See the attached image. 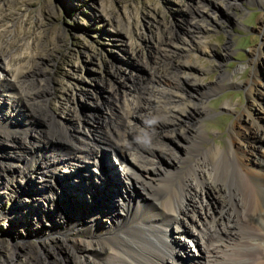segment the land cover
<instances>
[{
	"label": "rangeland",
	"instance_id": "rangeland-1",
	"mask_svg": "<svg viewBox=\"0 0 264 264\" xmlns=\"http://www.w3.org/2000/svg\"><path fill=\"white\" fill-rule=\"evenodd\" d=\"M0 13L6 16L0 21V82L10 80L9 71L19 64L17 56L20 63L26 64L32 54L38 70L52 87L46 96L48 112L58 123L71 128V132L79 130L85 138L104 135L126 103L135 108V99L144 108L136 109L131 122L135 130H144L143 120L154 113L151 107L157 103L156 91L166 87L169 90L176 69L183 79L194 84L188 88L192 98L182 99L180 104L189 106L195 102L200 109H206V113L188 115L185 122L188 126L197 121L202 124L210 138L207 145L225 148L228 130L232 124L238 129L243 127L247 112L264 123V0H0ZM183 61L188 64L181 67ZM249 80L253 84H247ZM211 87L216 90L202 98V93ZM8 100L0 96V124L24 126L23 118L28 112L22 110L23 116H15ZM226 103L231 108H225ZM35 126L36 131L19 132L0 144V260L5 258L2 248L9 242L31 240L36 244L51 231L54 236L49 239L50 245L57 247L64 227L62 222L45 217L43 204L49 196L65 198L69 194L77 199L83 197L80 189L86 193L84 186L80 188V183L69 180L62 187L64 179L82 177L81 182L105 195L104 187L89 184L93 171L109 179L113 169L134 165L132 155L117 163L105 159L107 167L102 165L101 159L112 154L102 146L95 155L101 161L98 168L83 153L74 152L72 160L49 157L43 163L41 159L37 162L36 172L24 169L42 144L32 147L36 135L45 129L38 122ZM191 130L188 128L187 133ZM184 140L181 139L186 143ZM172 147L180 162H171L169 155L158 161L164 168L176 171L187 165L182 160L186 151L184 144L174 143ZM46 148L45 152L54 153L57 147L53 144ZM49 167L58 172L60 182L51 192L37 193L35 186L49 180ZM111 188L119 192L118 186ZM205 191L203 196L209 206L217 207L226 198L223 190ZM203 211L196 206L195 216ZM59 216L64 219L61 213ZM16 221L38 226L28 236L11 234L7 228ZM188 226L195 235L196 227L191 223ZM183 238V247L193 256L189 264H197L196 242ZM176 252L183 256L179 247Z\"/></svg>",
	"mask_w": 264,
	"mask_h": 264
},
{
	"label": "bare ground",
	"instance_id": "bare-ground-1",
	"mask_svg": "<svg viewBox=\"0 0 264 264\" xmlns=\"http://www.w3.org/2000/svg\"><path fill=\"white\" fill-rule=\"evenodd\" d=\"M5 17L0 13V21ZM29 56L26 64L20 63L17 56L19 64L9 71L10 80L5 84L0 82V96L9 99L14 115L23 116L22 110L28 112L27 118H23L24 126L0 124V144L19 132L36 131V122L45 127L36 135L35 142H31L32 147L41 142L37 146L40 151L32 152L34 159L24 169L34 171L40 159L43 163L49 157L57 161L72 160L74 152L83 153L88 162L98 168L101 161L95 155L102 146L112 151L108 158L102 157V165L107 167L105 159L117 163L125 161L129 155L133 156L134 165L113 169L109 179L93 171L89 184L104 187L105 195L81 182L82 177L64 179L62 187L69 180L80 183V188L84 186L86 193L80 189L83 197L77 199L66 193L68 198L49 196L48 202L43 204L45 217L62 222L64 227L57 247L50 245L52 231L36 244L31 240L18 244L9 242L2 248L5 258L0 264H189L193 256L183 247L182 236L196 242L198 253L194 261L197 264H264V123L256 115L247 112L240 129L232 124L225 148L207 145L210 138L202 124L197 121L188 126L185 122L188 115L203 114L206 109H200L195 102L189 106L180 104L182 99L193 96L188 90L193 83L183 79L175 68L169 90L166 87L156 91L157 103L150 106L154 113L143 120L144 130H135L131 122L136 109L144 108L135 99V108L126 103L104 135L85 138L79 130L71 132V128L58 123L48 112L46 96L52 88L50 81L38 70L33 55ZM186 64V61L180 63L181 67ZM247 84H253V80ZM214 90L215 87L207 89L202 98ZM224 107L231 108L228 103ZM178 125L183 128L180 130ZM188 128L192 129L189 134ZM180 138H186L187 142L183 143ZM174 143L184 144L186 159L182 160L187 165L170 171L158 160L169 155L171 162L174 159L180 162L172 150ZM53 144L57 147L52 150L54 153L45 152L46 146ZM48 175L47 183L35 186L37 193L51 192L50 189L59 184L54 167H49ZM113 185L118 186L119 192H114ZM207 188L215 192L223 190L226 198L217 207L209 206L203 196ZM196 206L204 211L195 216ZM58 213L64 219L58 217ZM189 223L196 227L195 235L188 230ZM37 226L16 221L7 229L11 234L18 232L28 236ZM178 247L183 250V256H177Z\"/></svg>",
	"mask_w": 264,
	"mask_h": 264
}]
</instances>
